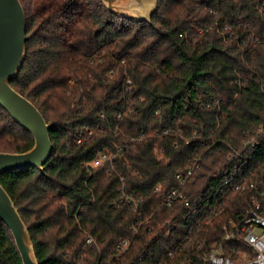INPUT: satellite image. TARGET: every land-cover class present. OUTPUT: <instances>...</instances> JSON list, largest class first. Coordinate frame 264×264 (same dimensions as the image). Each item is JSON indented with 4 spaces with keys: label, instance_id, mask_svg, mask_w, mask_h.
I'll list each match as a JSON object with an SVG mask.
<instances>
[{
    "label": "trees",
    "instance_id": "16d2710c",
    "mask_svg": "<svg viewBox=\"0 0 264 264\" xmlns=\"http://www.w3.org/2000/svg\"><path fill=\"white\" fill-rule=\"evenodd\" d=\"M20 1L27 55L11 85L50 123L53 153L44 171L26 167L1 173L0 183L29 228L40 264H105L119 241L133 235L134 211L126 203L116 205L123 191L134 190L153 217L116 264H188L185 255L195 257L194 246L168 256L185 241L186 225L178 219L166 236L164 222L179 207H160V196L197 160L193 190L215 191V179L236 177V159L228 157L234 149L246 156V173L264 179V142L242 144L249 130L264 126V43L225 41L217 31L191 42L180 33H195L218 12L242 14L249 34H262L264 18L256 1L159 0L150 22L111 13L101 0ZM238 76L246 88H238ZM211 98L221 100L220 108L202 106ZM165 128L173 133L165 135ZM83 133V142L75 145ZM34 140L0 105V151L24 152ZM117 146L116 173L108 175V165H88ZM225 197L220 214L196 235L201 241L218 243L229 220L248 214L249 194ZM0 264H23L3 220Z\"/></svg>",
    "mask_w": 264,
    "mask_h": 264
},
{
    "label": "built area",
    "instance_id": "2783aa9c",
    "mask_svg": "<svg viewBox=\"0 0 264 264\" xmlns=\"http://www.w3.org/2000/svg\"><path fill=\"white\" fill-rule=\"evenodd\" d=\"M258 13L264 18V0H255ZM213 11H211L212 13ZM214 20L212 23L206 24L203 27H197L195 33H180L181 37L187 38L191 42H195L200 37L211 33L212 31H217L221 36H223L225 41L238 39L241 44H246L247 40L250 41L251 46L256 44L264 43V32L262 34H249L248 23L244 21L243 15H229L220 14L218 12H213ZM248 33L245 39L241 38V34L238 32ZM244 54L247 52V48H244ZM111 75L114 74V70L109 72ZM129 85L131 81L126 80ZM236 84L239 89L246 88V80H242L239 76L236 79ZM202 106H207L208 108H213L215 106H221V100L218 98H211V101L206 103L202 102ZM134 111L131 112V114ZM158 114V112H157ZM164 134H171L170 128H165ZM85 133L92 135V131L85 130ZM158 134V132H153ZM151 133V134H153ZM143 135H138L133 137L132 141H138L143 139ZM84 133L76 139L75 145L83 142ZM195 136H199L198 132H195ZM183 138L186 139L185 136ZM208 143L211 140L207 141ZM264 142V126L257 128L255 130H249L245 140L243 141V147H257ZM177 144L175 145V147ZM121 147L117 146L116 151L107 150L101 152L98 157H96L92 162L88 163L91 167H100L103 165H108L106 172L108 175H112L117 172L115 167L116 158L120 154ZM242 151L233 150L229 154V158L236 159V165L233 170V178H217L218 181L217 188L215 191L210 192H200V195L195 192L192 188L193 183L191 178H193L196 167L199 160L192 162L183 172H179L175 175L177 185L169 189L164 195L160 196V207L174 208L176 209L174 216L168 218L164 222L166 236L170 235L174 229L177 228L178 219L186 225L185 234L187 237L185 241H180L176 244L173 249L169 250L168 256L174 258L180 251L184 250L189 244L190 247L194 248V256L188 257L185 255L188 264H264V179L254 178L247 174L249 163L246 160V156L242 155ZM196 181V180H194ZM155 192L160 193L161 187L156 186ZM228 192L237 193H247L250 196L251 207L248 214L238 217L237 220H229L223 226L224 236L216 244H209L207 239L200 240V237L196 235L200 234L201 229L209 224L214 217H217L223 210L222 200ZM120 203L116 205L118 207L122 203H126L134 211L135 222L132 225L133 235L124 238L119 241V243L114 247V251L111 257L106 261L105 264H116L131 247L134 246L136 236L140 228L151 221L153 213L150 215L146 214L145 202L146 199L137 194L134 190L133 192L123 191L120 198ZM182 208L184 211L182 215H178L179 210ZM179 217V218H178ZM177 220V221H176ZM195 237V239H193ZM92 239L89 238L87 242H91ZM186 247V248H185ZM237 253L238 257L233 259L230 253ZM252 252V254H251ZM161 264V263H159Z\"/></svg>",
    "mask_w": 264,
    "mask_h": 264
},
{
    "label": "water",
    "instance_id": "95a60500",
    "mask_svg": "<svg viewBox=\"0 0 264 264\" xmlns=\"http://www.w3.org/2000/svg\"><path fill=\"white\" fill-rule=\"evenodd\" d=\"M108 10L137 22L152 21L159 0H101ZM27 20L20 0H0V105L11 118L34 136L33 147L24 152L0 151L1 173L36 167L44 171L50 159L53 142L50 123L39 107L12 87L26 58ZM0 220L9 227L23 264H40L29 228L6 187L0 183Z\"/></svg>",
    "mask_w": 264,
    "mask_h": 264
}]
</instances>
